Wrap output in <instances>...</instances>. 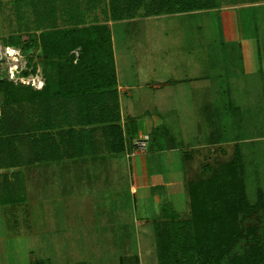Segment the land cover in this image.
I'll use <instances>...</instances> for the list:
<instances>
[{"label":"rangeland","instance_id":"1","mask_svg":"<svg viewBox=\"0 0 264 264\" xmlns=\"http://www.w3.org/2000/svg\"><path fill=\"white\" fill-rule=\"evenodd\" d=\"M100 10L89 16L90 26L82 28L88 35H80L83 46L75 52L68 50L65 31L70 29L60 23L54 32H64L57 38L63 56L52 46L55 34L41 37L35 28L30 3L0 0V81L34 90L45 85L60 97L77 92L78 83L93 90L92 83L103 80L107 91L118 93L127 147L118 166L108 161L111 168L105 171L94 172L91 162L81 174L72 167L76 164L61 172L52 162L23 166L25 196L47 198L41 203L43 214L41 208L31 210L29 202L0 215L7 219L6 264H168L179 260L189 236L195 240L193 264H230V250L214 248L208 254L206 236L215 247L216 239L229 235L239 241L238 253L258 246L264 252V0H217L207 11L161 14L165 17L151 23L161 30L147 40L142 33L137 38L116 33L120 69L130 84L137 78L138 61L150 53L151 69L145 62L141 67L149 68L150 84L165 83L162 90L169 96L162 107L158 96L141 97L142 88L155 91L147 88L149 83L129 91L128 82H117L112 24ZM21 71L26 76L39 72L43 83L22 78ZM187 75H197V81L179 86ZM128 94L133 114L151 122L135 136L126 130L129 116L121 109L120 98ZM2 101L3 96L0 106ZM96 135L104 141L102 132ZM137 141H147L146 148L138 149ZM21 151L28 153L25 147ZM144 160L149 173H161L160 180L147 195L142 190L131 195V182H154L144 174ZM232 228L236 232L230 235Z\"/></svg>","mask_w":264,"mask_h":264},{"label":"trees","instance_id":"2","mask_svg":"<svg viewBox=\"0 0 264 264\" xmlns=\"http://www.w3.org/2000/svg\"><path fill=\"white\" fill-rule=\"evenodd\" d=\"M19 3H30L35 9V28L46 30L58 28V18L48 17L41 9L47 0H16ZM74 4H77L76 0ZM217 0H109V10L113 20L134 18L137 11L145 8V15L189 13L208 10L216 7ZM82 10L72 15L68 26H82L87 20ZM71 32L68 50L82 48L83 43ZM10 46V45H8ZM60 50V46L57 47ZM97 57V55H94ZM78 65V64H77ZM95 69L98 64L93 62ZM24 76L27 73H23ZM68 83L67 86H71ZM96 88L90 90L83 83H78L77 92L71 95L53 97L45 85L40 90L29 86L15 85L11 81H0V93L3 101L0 109V169H16L38 163L59 162L66 159L93 157L103 152L119 154L125 151V132L121 125L118 93L106 90L103 80L92 83ZM86 85V84H85ZM24 86V87H23ZM102 132L104 141L98 139ZM25 147L26 155L21 151ZM26 201L25 177L22 171L0 174V203L2 205L20 204ZM223 230L227 224L221 225ZM239 226V225H238ZM236 228L230 235H233ZM209 235V234H208ZM197 236V234L195 235ZM234 236L225 235L218 241V246L210 244L206 236L203 247L213 255L214 248L218 252L230 250V264H264V252L258 246L251 251L238 253L235 251L239 241ZM215 240V239H214ZM231 240V243L228 241ZM199 241V240H197ZM194 237L189 236L182 245L179 260L173 259L168 264H193L196 257ZM229 244V245H228ZM230 246V247H228ZM227 247V248H226ZM199 249V247H196ZM202 248V247H200ZM228 252V254H229ZM202 253V252H200ZM218 255L215 253L214 256ZM225 256V255H223ZM219 261V256H216ZM37 264V263H36ZM165 264V263H164ZM217 264H219L217 262Z\"/></svg>","mask_w":264,"mask_h":264},{"label":"crops","instance_id":"3","mask_svg":"<svg viewBox=\"0 0 264 264\" xmlns=\"http://www.w3.org/2000/svg\"><path fill=\"white\" fill-rule=\"evenodd\" d=\"M76 2H77V4H74V1H72V0H47L46 6L43 7V5H42V7H41L42 9L41 10L44 13H46V15L48 17H53V16L57 17L59 25H60L61 22L62 23L65 22V24L67 25L66 28L70 29V31H68V32H66L67 31L66 30L65 34H67L69 36L68 38L71 41V38H72L71 37V32H72V30H74L73 33H72L74 35V37H76V38L78 37L80 39V35H82L84 33V30L82 28H84L86 25H88V27L90 26L88 24L89 16L91 14H93L94 12L99 11L101 9L100 5H101V3H103V10L102 11L100 10V12L105 17V22L108 23V24H112L111 25V32H112L111 43H112L113 54H114L115 74H116V77H117V82L120 85H124V84H122L121 81L128 82L129 84H125L124 86H126L129 91H131V89H134L136 86L138 88H142V84L149 83L150 79L148 77V73L150 72L149 71V68H150L149 67L150 53L148 55L144 56L142 59H140L138 61V64H137L138 68H137V73H136L137 74V78L135 79L136 81H138V85H136L137 83H136L135 80L133 82H131V84H130L129 80L124 78V76H123L124 72H122V70L120 69V59L121 58H120V54L118 52L119 39L117 38V34L116 33L119 32V34H120L121 32H123L125 35L129 34V37H131V38L136 37L135 35L142 33L144 35V37H146L148 35L147 38L143 37V39H145V40L150 39L148 37H150V33L151 32L153 33V31H156V29L157 30H161V26H152L151 23L153 22V20H157L156 22H159V20L161 18L165 17V16H162V15L147 16V15H145V8H143V11L142 10H138L137 11V16H135L134 18H128V19H122V20H113L111 18V14H110V10H109V0H106V1L103 0V2H101L100 0H76ZM79 9L82 10L81 12L84 13L85 18L87 20V24L86 25H82V26H76V25L68 26V24H69L68 22H70L69 21L70 18L72 17V15L76 16L78 14V12H79ZM208 10H210V9H208ZM34 11H35V9L33 8V14L35 15ZM195 12H198V11L189 12V13H195ZM189 13H177V14H166V15L167 16H178V15H181V14H189ZM142 14H143V16H142ZM94 21L96 22V20H94ZM172 22H174V21H172ZM99 23L100 22H97V24H99ZM122 24H125V25L121 29H119L117 31V27L122 25ZM125 26H127V27H125ZM156 27H159V28H156ZM59 28H60V26L58 28H47L46 30H43V29L40 30L41 37L51 36L52 34H55L54 38H56V40L53 42L52 46L55 47L56 50H57V47L59 46V42H60V39H57V38H61V36H62V38L64 37V32L63 33L61 31H60L61 33H59V32L55 33L54 32V31L58 30ZM165 29H167V28H163V31ZM85 32H86V30H85ZM165 34H167V31L165 32ZM87 35H88V33H86L85 35H82V37L83 36H87ZM151 43H152V41H151ZM68 44H70V42H68ZM7 47H9V48L12 47L14 49V46H12V45L7 46ZM12 48H10V49H12ZM77 49H81V48L79 47ZM77 49H75L73 51H70V53L77 51ZM111 51H112V49H111ZM64 53L65 52H62L61 55L64 56L65 55ZM72 54H74V53H72ZM144 62L146 63L147 67H149V68H147V70H145L144 68L141 67L142 66L141 63L145 64ZM146 65H144V66H146ZM150 66H151V64H150ZM21 73H22L21 76L24 79L33 78V79L39 81L40 83H43L39 72H37V74H35L34 76L32 74L28 75V76H24L23 73H25V71L24 72L21 71ZM196 76L192 75V78H191V75L185 76V78L179 80V86H181L185 81L187 82L189 80L192 81V83L194 85V82L197 81V77ZM173 80H177V79H173ZM130 81H131V79H130ZM168 83H170V82H168ZM146 85H147V88H151V89H153V91L154 90L155 91L152 92V94H150L149 91H146V88H142L140 90L144 89V91H141V93H143V96H141V97H143V99L155 98L156 97V99H157V96H158L159 98H161V101H163V102H161V105H160L162 107L165 104V101L163 99H166V97L169 96L168 95V91L165 92V91L162 90V88L165 86V83L159 84V86L154 85V84H150V83L146 84ZM156 92H157V94H156ZM1 96H3L2 93H0V97ZM131 97H132V95L128 94V95L124 96L122 99L120 98V102H121V109L126 111L128 116H129V119H128L129 121L128 120L126 121L127 122L126 123L127 124L126 130H128L130 135L135 136L137 134V132L140 133V131L143 130L145 126H150L151 122H150V120L148 118H141L140 113L133 114L136 111L132 110L131 107H130L131 106L130 103L132 101ZM154 102H155V100H154ZM155 103H157V102H155ZM136 115H138V116H136ZM125 150H127V147L125 148ZM123 154L126 155V151H124ZM119 155H120V153L117 154L116 156L114 154H110V153H103V154H100V155H97V156H93V157H81V158H74V159H66V160H63V161L52 162V163H56L54 165H58L59 166L58 167V172H61L59 170V168L61 170L63 168L67 169V166H68V167H70V170H72L71 168L74 167L75 169H77L75 172L77 174H81L83 172V170H84V165L85 164L88 165L89 164L88 162H91L92 164H95V165L92 166L93 169H94V172L97 169H99L101 171L102 170L105 171L106 168H108V167L111 168V166L107 165L108 161H111V160L112 161H116L115 163L114 162L113 163L116 166H118V163H119L118 157H119ZM142 156H144V158H146L145 155H142ZM126 157L130 159V156H126ZM144 161H145V165H146V166H144L145 167L144 174L147 175L148 177L153 178L154 182H152V184H146V185H141L140 184V185H137V186H135L134 182H131L130 188H129L131 195L135 194L134 192H136V191H138V193H140L141 190H142V192H141L142 195H144V194L147 195V192H150L152 188L156 187L155 186V182L158 181L157 179L160 180L161 173L160 172L149 173L148 172V165L146 163V160H144ZM49 163H51V162H49ZM113 163H112V165H113ZM39 164H42V163H38V164L29 166V167H36V166H39ZM71 164H76L77 166L76 165L72 166ZM148 164H149V162H148ZM51 165H53V164H51ZM13 171H22L24 173L25 182H27L26 181L27 174H26V171H24V169L22 167L16 168V169H0V174H2V173H11ZM76 173H71V174H74L76 176ZM130 173H132V172H130ZM55 174L56 173H53L54 177H56ZM93 174L95 175V173H93ZM131 175H132V179H133V174H131ZM80 176L81 175H79V177ZM34 177H36V176H34ZM26 185H27V183H26ZM46 198L47 197H44V199L43 198L42 199L41 198H34V199L29 200V198L26 197V201L23 202V203H20V204L28 205L29 202H31V204H33V206H31V210H38L39 208H41L42 209V214H43V211H44V207L43 206L44 205H41V203H44V202H42V200H45ZM55 201H56V199L53 201V203H55ZM20 204H14V205H20ZM9 206H12V205H2L0 203V215H2V214L4 215L5 214V210H7V207H9ZM41 209H39V210H41ZM6 222H7V219H5L4 217L0 218V264H6L7 257H8V255H7V248H8L7 247V241H8L7 240V237H8L7 232H8V230L6 228V226H7ZM2 227H5V229H2ZM15 235H16V237H15ZM18 235L19 234L15 233L12 236V238H15V241H17L18 240V237H17ZM31 264H35V262L34 261L31 262Z\"/></svg>","mask_w":264,"mask_h":264},{"label":"built area","instance_id":"4","mask_svg":"<svg viewBox=\"0 0 264 264\" xmlns=\"http://www.w3.org/2000/svg\"><path fill=\"white\" fill-rule=\"evenodd\" d=\"M11 75H13V72L11 73ZM2 117V110L0 109V118ZM146 143H147V141H141V142H139V141H137L136 143H135V146L138 148V149H143V148H146L145 146H146Z\"/></svg>","mask_w":264,"mask_h":264},{"label":"bare ground","instance_id":"5","mask_svg":"<svg viewBox=\"0 0 264 264\" xmlns=\"http://www.w3.org/2000/svg\"><path fill=\"white\" fill-rule=\"evenodd\" d=\"M11 50H12V49H11ZM12 52H13V53H12V55H15V53H14V51H13V50H12ZM15 67H16V66H15Z\"/></svg>","mask_w":264,"mask_h":264}]
</instances>
